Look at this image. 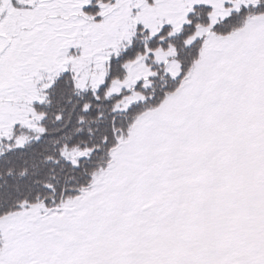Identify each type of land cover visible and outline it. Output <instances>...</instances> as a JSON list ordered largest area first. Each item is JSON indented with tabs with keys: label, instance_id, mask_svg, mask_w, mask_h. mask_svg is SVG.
<instances>
[{
	"label": "snow or ice",
	"instance_id": "obj_1",
	"mask_svg": "<svg viewBox=\"0 0 264 264\" xmlns=\"http://www.w3.org/2000/svg\"><path fill=\"white\" fill-rule=\"evenodd\" d=\"M0 264H264V0H0Z\"/></svg>",
	"mask_w": 264,
	"mask_h": 264
}]
</instances>
